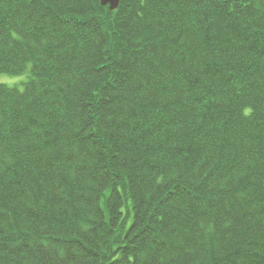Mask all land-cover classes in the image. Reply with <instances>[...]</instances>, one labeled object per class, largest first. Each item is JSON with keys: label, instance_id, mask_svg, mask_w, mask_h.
I'll return each mask as SVG.
<instances>
[{"label": "trees", "instance_id": "16d2710c", "mask_svg": "<svg viewBox=\"0 0 264 264\" xmlns=\"http://www.w3.org/2000/svg\"><path fill=\"white\" fill-rule=\"evenodd\" d=\"M0 264H264V0H0Z\"/></svg>", "mask_w": 264, "mask_h": 264}, {"label": "rangeland", "instance_id": "374dc122", "mask_svg": "<svg viewBox=\"0 0 264 264\" xmlns=\"http://www.w3.org/2000/svg\"><path fill=\"white\" fill-rule=\"evenodd\" d=\"M27 70L20 75H7V74H0V84L8 85L9 87H17L19 89L23 88V83L27 81L29 78L28 68Z\"/></svg>", "mask_w": 264, "mask_h": 264}, {"label": "water", "instance_id": "95a60500", "mask_svg": "<svg viewBox=\"0 0 264 264\" xmlns=\"http://www.w3.org/2000/svg\"><path fill=\"white\" fill-rule=\"evenodd\" d=\"M119 0H100L101 6H108L110 11L115 10L118 7Z\"/></svg>", "mask_w": 264, "mask_h": 264}]
</instances>
